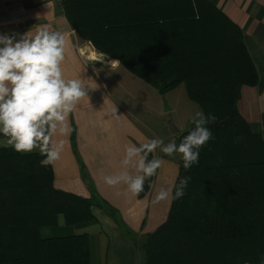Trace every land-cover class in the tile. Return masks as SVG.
Here are the masks:
<instances>
[{"label":"trees","instance_id":"16d2710c","mask_svg":"<svg viewBox=\"0 0 264 264\" xmlns=\"http://www.w3.org/2000/svg\"><path fill=\"white\" fill-rule=\"evenodd\" d=\"M59 1L97 52L159 93L183 83L217 118L199 163L185 169L179 156L174 184L189 177L185 195L143 236V264H264V142L237 109L241 87L258 75L238 24L210 0ZM43 158L0 146V264H91L89 232L73 229L96 223L91 207L106 203L54 187Z\"/></svg>","mask_w":264,"mask_h":264},{"label":"crops","instance_id":"0c3cea01","mask_svg":"<svg viewBox=\"0 0 264 264\" xmlns=\"http://www.w3.org/2000/svg\"><path fill=\"white\" fill-rule=\"evenodd\" d=\"M210 1L242 30L258 79L255 85L241 87L237 109L250 130L264 142V0ZM42 25L62 32L69 41L63 62L65 76L80 78L93 88L69 116L72 131L66 138L68 142L60 159L51 165L53 185L83 197L95 195L105 201L106 206L91 207L97 220L98 236L103 234L107 238L104 264H143L141 240L135 237L153 231L166 219L171 199L156 201L155 197L160 187L174 184L179 154L169 157L159 149L152 153V157H161L164 164L142 196H132L123 184L107 185L102 174L111 175L121 170L124 145H138L145 138L154 137L163 138L167 143L176 141L178 134L168 131L166 125L167 131L154 132L136 113L128 110L127 100L137 103V89L131 82L134 78L124 72L115 73L121 66L118 63L110 66L103 57L91 59L85 55L90 45L87 47V41L80 39L70 27L59 0H0V35H23L29 30L34 33ZM123 76L125 84L118 91ZM139 85L144 86L140 82ZM114 107L117 115L113 114ZM179 123L178 131L182 121Z\"/></svg>","mask_w":264,"mask_h":264},{"label":"clouds","instance_id":"9594fccd","mask_svg":"<svg viewBox=\"0 0 264 264\" xmlns=\"http://www.w3.org/2000/svg\"><path fill=\"white\" fill-rule=\"evenodd\" d=\"M69 44L60 31L42 25L23 35H0V134L7 145L17 153L38 150L44 157L40 167H48L60 159L72 128L70 114L88 98L89 88L80 78L65 76L63 62ZM119 61H112L118 63ZM96 88V87H95ZM116 114V108H113ZM216 117L197 111L190 121L194 127L183 136L179 144L163 138H145L140 144L128 143L123 147L121 170L103 175V182L114 186L123 184L132 196L144 190V182L156 175L164 161L159 156L149 159L157 149L165 156L179 154L183 167L199 163V149L211 138L206 126ZM189 177L178 184L160 187L156 201L180 199L185 195ZM173 189L175 190L173 193Z\"/></svg>","mask_w":264,"mask_h":264},{"label":"rangeland","instance_id":"374dc122","mask_svg":"<svg viewBox=\"0 0 264 264\" xmlns=\"http://www.w3.org/2000/svg\"><path fill=\"white\" fill-rule=\"evenodd\" d=\"M85 43L87 47L90 45L88 47V50H85V55H88L89 58L93 59V57H90L89 55V52L93 51L95 55L96 53H98V55L94 57L95 59L103 57L107 60V62L109 60H116L112 57L97 52L89 41ZM107 64L110 66L114 65V63L111 65L109 62ZM123 72L126 73V75H130L134 78V80L131 82L133 86L137 89V103H134V101L130 100H127L125 102L130 103L128 105V110L130 112L136 113L138 117L143 120L154 132L162 130L164 131V129H166L164 128V125H166L168 131H170L169 122H172V124H174V126L179 129V121H182L181 130L176 132V134H179L191 124L190 117H192L197 111H201V109L196 103L188 99L183 83H180L175 88L168 90L165 93H159L155 88L146 84L145 82H142L140 79L133 76L132 73H130L122 66L118 67L115 73L122 74ZM125 80L126 78L123 76L121 78L119 86L117 87L118 91L121 90V85L125 84ZM139 82L142 83L144 86L139 85ZM163 100H165L170 106L171 109L169 111L163 110ZM6 141V137H3L2 139L0 138V144H7ZM83 230L89 232L90 248L92 252L91 264L103 263L105 248L107 245V238H105L103 234L98 236L99 229L96 223L86 226L84 228L73 229V231L77 232ZM135 238L136 240H142L144 237L136 236Z\"/></svg>","mask_w":264,"mask_h":264},{"label":"water","instance_id":"95a60500","mask_svg":"<svg viewBox=\"0 0 264 264\" xmlns=\"http://www.w3.org/2000/svg\"><path fill=\"white\" fill-rule=\"evenodd\" d=\"M171 108L170 106L168 105V103L163 100V110L164 111H169ZM169 129L171 131V133H176L178 131V129L174 126V124H172V122H169Z\"/></svg>","mask_w":264,"mask_h":264},{"label":"bare ground","instance_id":"6f19581e","mask_svg":"<svg viewBox=\"0 0 264 264\" xmlns=\"http://www.w3.org/2000/svg\"><path fill=\"white\" fill-rule=\"evenodd\" d=\"M89 55H90V57H93V58L96 56V55L93 53V51H92V52H90V53H89ZM108 62L111 64V62H112V61H111V60H109Z\"/></svg>","mask_w":264,"mask_h":264}]
</instances>
